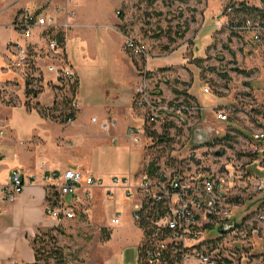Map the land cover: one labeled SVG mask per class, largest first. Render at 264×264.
Returning <instances> with one entry per match:
<instances>
[{
	"label": "built area",
	"instance_id": "2783aa9c",
	"mask_svg": "<svg viewBox=\"0 0 264 264\" xmlns=\"http://www.w3.org/2000/svg\"><path fill=\"white\" fill-rule=\"evenodd\" d=\"M15 2L17 0L13 1ZM61 13L59 9L55 14L41 15L31 8H23L14 19L12 28L19 31L24 40H29L36 28L44 29L52 36L47 41L46 56L52 61L47 69L62 85L73 83L76 77L73 69L65 63L61 55L62 47L55 39L57 35L63 37L75 28V14L64 12L63 19L59 22L58 15ZM240 31L250 35L257 44L264 41V22L253 23L247 20ZM124 39L125 51L145 63L137 72L139 85L133 102L144 119L141 126L128 128L126 136L129 142L141 147L142 140L147 136L146 130L154 131L160 125L165 133L181 134L190 129L188 138L192 147L179 158L171 156L159 160L152 155H145L140 172L124 178H113L110 187H104L102 180L84 176L77 169L48 173L43 180L48 184L49 192L58 195V202L56 205L48 203L47 216L58 224L70 221L75 217V210L62 203L64 198H76L82 193L86 199H90L92 191L100 188L105 190L106 197L110 199L115 190L119 189L133 202V218L141 233L138 244L139 264H231L234 261L240 264H264V247L248 250L242 255L231 249L234 247H229L231 241L249 244L261 238L260 228L250 225L264 224V119L262 121L254 112L243 109L255 128L244 151L247 161L243 163V158L238 164L225 162L224 165H218L219 152L210 147L219 142L217 140L221 139V132H215V139L214 135L209 136L203 145H197L194 142V131L202 129L211 135V129L198 126L199 122L192 127L188 125L191 119L202 115V106L186 96L166 99L159 84L168 74L147 67L150 57L145 45L129 37ZM8 49L14 54L11 68L22 71L24 77L27 75L26 69L33 64L29 47L21 42H10ZM204 93L209 96L212 91L205 88ZM78 108L79 105L74 100L72 109ZM238 110H241L240 107L218 110L216 124L222 125L227 121L228 114ZM92 121L95 122L96 119ZM73 122V119H68L66 125ZM114 126L115 122L112 121L110 124H103L102 129L107 131ZM227 136L229 135L225 138ZM5 137V129H0V141ZM165 142L168 141L165 139L163 144ZM1 159L0 146V161ZM248 167L255 168L257 175L248 172ZM241 184L247 189H243L244 192H249L248 202L254 205V211L246 213L248 215L245 214L238 221L232 217L231 210L241 203H237L240 201L237 191ZM24 187L21 172H10L6 183L0 185V204L16 202ZM252 215L253 218L247 219ZM111 224L118 226L120 216L115 215ZM210 227L219 228V239L206 236ZM223 254H226L224 259L220 258Z\"/></svg>",
	"mask_w": 264,
	"mask_h": 264
},
{
	"label": "rangeland",
	"instance_id": "374dc122",
	"mask_svg": "<svg viewBox=\"0 0 264 264\" xmlns=\"http://www.w3.org/2000/svg\"><path fill=\"white\" fill-rule=\"evenodd\" d=\"M123 1V7L116 18V30L122 34L123 39L129 37L145 45L150 57L148 62L173 63L170 67L159 70L168 72L164 81L159 84V87L170 94L168 97L181 96L180 94L190 91L197 98L196 102L202 106V115L191 119L189 127L199 122L198 126L211 129L210 136L214 135L213 139L216 131L221 132V139L217 138L219 142L214 141L217 144L210 147L219 152L218 165H224L225 162L238 164L243 158L245 163L247 159L244 151L255 128L243 109L254 112L262 121L264 119V41L257 44L246 33L235 35L230 32L228 25L238 17H244L241 14L235 17L227 14L232 0H159L152 4L148 0ZM233 3L262 8L261 0H233ZM185 28L188 31L179 38L178 35ZM124 43L125 39L123 50ZM2 48L0 47V83L7 79L14 83L8 90L0 92V103L8 107H16L22 103L29 108L35 106L34 97H26L24 94V100L18 93L17 87L24 91L25 86L22 71H15L8 65L11 57L7 59ZM124 53V57L136 69V59L125 50ZM26 70L34 81L28 91H41L44 85L41 69L30 66ZM138 85L139 79L135 84L133 102ZM205 88H210L212 94L206 95ZM60 92L55 95L54 105L52 103L49 108L41 107L45 115L43 117L50 121L65 119L62 107H70L72 103L73 97L69 88L64 87ZM232 107H240L241 110L228 114L227 121L217 125L216 112ZM133 108L143 121V114L134 103ZM163 129V126H156L154 131L158 139L145 136L142 140L144 155H152L159 160L171 156L179 158L192 147L188 138L190 129L189 132L182 131L181 134L165 133ZM226 135L232 138L228 143L221 141ZM160 138L168 142L160 143ZM134 151L130 155L136 163L140 156L136 152L138 150ZM255 170L248 167V172H253V175H257ZM241 185L237 191V195H240L237 203H241L231 210L232 217L237 220L254 211V205L248 202L249 192H244L247 189L244 184ZM104 195L102 198L93 197L92 200L84 201L75 210L74 219L56 223L57 227L54 229L59 231H51L35 242V249L42 258L40 264H44L50 253L56 250L62 251L64 264H139L137 240L139 236L141 238V233L133 218V202L125 197L122 190H116L108 202ZM65 202L66 207L71 206L68 200ZM115 215L120 216L118 226L111 224ZM250 226L260 228L261 238L249 244L231 241L229 247H234L231 249L239 252V255L264 247V224L251 223ZM40 230L46 232L53 229ZM207 231L208 238L221 237L218 227H210ZM50 237H54L55 241ZM225 255H220V258L224 259ZM48 263L54 264L55 260L49 258ZM231 264L240 262L234 261Z\"/></svg>",
	"mask_w": 264,
	"mask_h": 264
},
{
	"label": "crops",
	"instance_id": "0c3cea01",
	"mask_svg": "<svg viewBox=\"0 0 264 264\" xmlns=\"http://www.w3.org/2000/svg\"><path fill=\"white\" fill-rule=\"evenodd\" d=\"M13 1L0 0V47L7 59L11 57L8 65L14 60L13 52L8 49L10 42H21L29 47L32 66L41 69L44 79L41 93L33 100L40 108H49L63 88L47 69L52 62L46 56L47 41L52 36L36 28L33 36L24 40L20 32L12 28V23L23 8H31L41 15L55 14L60 9L59 22L64 12L75 14V28L63 36L61 49L65 63L73 69L78 81L75 100L79 108L74 122L64 125L60 120L50 121L38 108H27L25 103L16 107L0 103V128L6 131V137L0 141V185L6 183L14 170L21 172L25 185L16 202L0 204V264H35L31 243L38 229L57 227L46 214L49 190L44 176L77 169L84 176L102 180L104 187H110L113 178L140 172L144 149L133 146L126 133L128 128L139 127L143 121L135 112L132 100L138 73L124 57V39L115 28L123 0ZM171 65L173 63L168 61L147 62L151 70H163ZM23 78L25 80V76ZM12 83L14 81L8 79L0 83V92L8 90ZM17 88L25 100V86L24 91ZM162 91L168 100L176 97H168L170 94ZM188 94L197 99L190 91ZM112 121L114 127L107 131L102 129L103 124ZM134 150H138L140 156L136 163L130 155ZM104 192V189H94L90 199L80 193L76 198H64L62 203L66 206L68 200L70 207L78 210L84 201L93 197L102 198L105 194V200L110 201ZM139 239L140 236L137 244Z\"/></svg>",
	"mask_w": 264,
	"mask_h": 264
},
{
	"label": "trees",
	"instance_id": "16d2710c",
	"mask_svg": "<svg viewBox=\"0 0 264 264\" xmlns=\"http://www.w3.org/2000/svg\"><path fill=\"white\" fill-rule=\"evenodd\" d=\"M157 1H159V0H148V2L150 4H152L154 2H157ZM231 3L232 4H230V7L227 8V14L232 16V17H235L236 15H239V14H241V16H244V17H240V18L238 17L234 22L232 21L228 25V29L230 30V32L232 34H235V35L245 34V32L240 31V29L245 25V22L247 20H250L253 23H257V22L262 23V22H264V0H261L262 8H252V7L250 8V7H247L244 4L233 3V0H232ZM229 9H231V12H228ZM187 31H188V29L185 28L183 33L178 35L179 38H182ZM55 39L58 42L59 46H61L63 48L64 39H63L62 35H57L55 37ZM126 52L129 53L128 51H126ZM129 54L131 55V53H129ZM144 65H145V63L143 61H141L139 59H136L137 72L139 71L140 67L144 66ZM33 82L34 81H32V79L30 78V74L25 75V95H26V97H28V95H30V96L34 97V99H35L38 96V94L41 93V91H39V90L30 91V92L28 91L29 88L33 85ZM64 87L69 88L70 92L72 93V97H73L72 103H73V101L75 100L76 94H77L78 81L75 80L73 83H68V84L64 83L63 84V88ZM180 95L181 96H186V97H188L191 100L196 102V100L193 97L189 96L188 93H182ZM54 103H55V101H54ZM54 103H53V105H54ZM72 103L70 104V102H69L70 107H68V106L66 107L65 105L62 107L63 108L62 112H63V115H65V119L61 120L60 122H62V123L65 122L66 123L68 119H73V121H74L75 114H76L77 111L72 109ZM25 106L27 108H29V106L27 104H25ZM35 108H38L39 113L42 116H45L44 113H43V110L39 107V104H36ZM146 135H147V137H156L158 139L157 134H156L155 131H150V130L147 129L146 130ZM231 139L232 138L230 136H227L223 142L228 143V142L231 141ZM159 142L163 143L164 140L160 138ZM47 202L49 204L51 203L52 205H56L57 202H58V196L55 193L49 192L48 197H47ZM51 231L52 232L53 231H59V229H53V230L46 231V232L41 231L40 229H38L37 235H36L34 241L31 243L32 249H33L34 254H35V264H40V261L42 260V258L39 257V254H38V252L35 249V242L37 240H39L41 238V236L48 235L49 232H51ZM50 239L55 241L54 237H50ZM49 256L50 257H48V259L50 258V259H54L55 260L54 264H64L65 258H64V255H63L61 250L53 251L52 253H50ZM48 259L47 258L45 259V263L44 264H49L48 263Z\"/></svg>",
	"mask_w": 264,
	"mask_h": 264
},
{
	"label": "water",
	"instance_id": "95a60500",
	"mask_svg": "<svg viewBox=\"0 0 264 264\" xmlns=\"http://www.w3.org/2000/svg\"><path fill=\"white\" fill-rule=\"evenodd\" d=\"M209 134L204 132L202 129H196L193 133V137H194V142L197 145H203L205 143V141L209 138ZM228 230V228L226 229V231Z\"/></svg>",
	"mask_w": 264,
	"mask_h": 264
}]
</instances>
